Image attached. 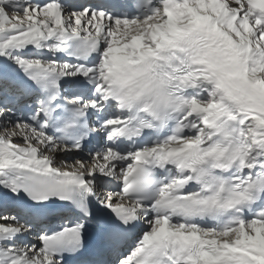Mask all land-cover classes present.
I'll return each instance as SVG.
<instances>
[{
  "label": "snow or ice",
  "instance_id": "6c2138e0",
  "mask_svg": "<svg viewBox=\"0 0 264 264\" xmlns=\"http://www.w3.org/2000/svg\"><path fill=\"white\" fill-rule=\"evenodd\" d=\"M0 264H264V0H0Z\"/></svg>",
  "mask_w": 264,
  "mask_h": 264
}]
</instances>
